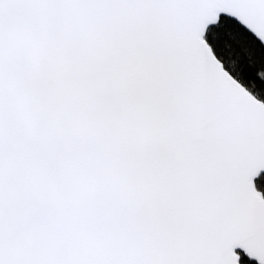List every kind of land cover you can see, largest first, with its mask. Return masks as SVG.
Returning a JSON list of instances; mask_svg holds the SVG:
<instances>
[{"label":"snow or ice","instance_id":"snow-or-ice-1","mask_svg":"<svg viewBox=\"0 0 264 264\" xmlns=\"http://www.w3.org/2000/svg\"><path fill=\"white\" fill-rule=\"evenodd\" d=\"M0 264H264V0H0Z\"/></svg>","mask_w":264,"mask_h":264}]
</instances>
